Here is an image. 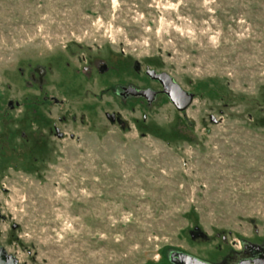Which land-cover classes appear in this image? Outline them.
Here are the masks:
<instances>
[{
    "label": "rangeland",
    "instance_id": "obj_1",
    "mask_svg": "<svg viewBox=\"0 0 264 264\" xmlns=\"http://www.w3.org/2000/svg\"><path fill=\"white\" fill-rule=\"evenodd\" d=\"M146 70L189 107L114 95L160 90ZM244 245L264 250V0H0V249L225 264Z\"/></svg>",
    "mask_w": 264,
    "mask_h": 264
},
{
    "label": "water",
    "instance_id": "obj_2",
    "mask_svg": "<svg viewBox=\"0 0 264 264\" xmlns=\"http://www.w3.org/2000/svg\"><path fill=\"white\" fill-rule=\"evenodd\" d=\"M146 75L151 80H156L161 83V85L166 90L165 92L167 93L171 103L174 105V107L178 112H183L189 107V105L193 100V95L184 92L177 84L173 82V80L167 74L165 73L157 74L154 71L147 70ZM130 91L134 95L143 96L148 104L152 103L155 96V93L151 92L150 90L140 93H136L132 89H130ZM8 107L12 108L13 103L9 102ZM106 117L112 118L113 116L106 115ZM199 237H201V239L206 240V237L201 233H199ZM252 247L254 248L255 250L254 253L256 254H254L250 258L241 260L236 264H264V250L255 246ZM169 263L170 264H210L208 262L201 261L193 256L178 252H172L169 254ZM0 264H19V263L13 256L7 255L3 249H0Z\"/></svg>",
    "mask_w": 264,
    "mask_h": 264
},
{
    "label": "flooded vegetation",
    "instance_id": "obj_3",
    "mask_svg": "<svg viewBox=\"0 0 264 264\" xmlns=\"http://www.w3.org/2000/svg\"><path fill=\"white\" fill-rule=\"evenodd\" d=\"M133 69H134V71H137V70H138L137 66H134ZM146 72H147V70L144 72V75H145L150 81H152V82H154V83H157V84L160 86V90L153 91V90H151V89H149V88H139V87H134V86H131V85H126V86L124 85V86H120L119 90H115L114 95H115L117 98L121 99L122 101H127V100H129V99H132V100H134V101H138V102H140L141 104H143V105H147V106H148V105H151V104L156 100V98H157L159 95H161V94L165 95V97H167L168 100L170 101V99H169L167 93L165 92L166 90H165L164 87L161 85V83L158 82V81H156V80H151V79L146 75ZM37 73H38V75L40 76V75H42V74L44 73V71H43V69H38ZM159 74H160V73H159ZM130 89L134 90L136 93L144 92V91H147V90H150L151 92L155 93V96H154V99H153L152 103H151V104H148L147 101H146V99H145L143 96L134 95V94L130 91ZM8 103H9V102H8ZM8 103H7V108H8L9 110L13 109L14 107H18V104L16 103V104L13 105L12 108H9V107H8ZM43 103H45V104H47V105L53 103L54 105H56V104H58V101H56L55 99H46V98H45V99L43 100ZM170 103H171V101H170ZM171 104H172V103H171ZM172 105H173V104H172ZM173 106H174V105H173ZM174 108H175V107H174ZM175 109H176V108H175ZM176 111H177V110H176ZM106 119L109 120L110 123H112V124H120V119H119L118 117H115V116H113L112 118H111V117H108V118L106 117ZM54 134H55L56 139H58V140H63V139H64V138H63V134L60 133V132H59L57 129H55V128H54ZM35 139H36V138L34 137V138H33V143L35 144V146H37V145L40 143V141L35 140ZM70 139H73V137L71 136ZM254 251H255V250H254V248H253L252 246H250V245H244V246H243V249H242V251H241V253H239V257H238V259H237L236 261H234V262H231V263H225V264H236V263H238V262L241 261V260H244V259L250 258V257H252V256L254 255ZM2 259H3V257H2Z\"/></svg>",
    "mask_w": 264,
    "mask_h": 264
},
{
    "label": "trees",
    "instance_id": "obj_4",
    "mask_svg": "<svg viewBox=\"0 0 264 264\" xmlns=\"http://www.w3.org/2000/svg\"><path fill=\"white\" fill-rule=\"evenodd\" d=\"M168 261H169V256H168Z\"/></svg>",
    "mask_w": 264,
    "mask_h": 264
}]
</instances>
